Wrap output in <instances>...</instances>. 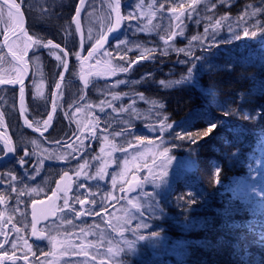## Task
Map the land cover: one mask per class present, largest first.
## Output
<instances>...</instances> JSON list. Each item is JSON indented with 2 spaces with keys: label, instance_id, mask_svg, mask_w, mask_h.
I'll return each mask as SVG.
<instances>
[{
  "label": "trees",
  "instance_id": "16d2710c",
  "mask_svg": "<svg viewBox=\"0 0 264 264\" xmlns=\"http://www.w3.org/2000/svg\"><path fill=\"white\" fill-rule=\"evenodd\" d=\"M17 2L22 4L29 34L65 45L64 27L74 17L78 0ZM131 2L121 0L124 15ZM193 12L184 19V40H174V48H195L203 40L209 47L195 48L189 56L171 50L163 56L161 35L140 34L139 44L157 49L156 57L142 58L130 72L118 75L129 80L146 78V85L130 88L157 101L159 117L182 128L180 139L175 130V136L171 134L179 144L175 154L190 157L194 165L159 201L160 215L152 221L153 232L159 230L155 235L163 236L167 247L165 253L158 251L162 256L148 253L151 260L146 264H264V192L260 197L237 199L223 189L235 176L251 179L264 189V169L252 179L255 161L264 160V0H201ZM214 16L221 26L211 30ZM207 28L210 31L205 32ZM71 30L73 36L67 38L66 47L70 64L76 63L72 53L79 49L74 24ZM231 37L237 40L228 41ZM90 46L84 47V53ZM41 55L43 79L54 87L60 69L46 50L41 49ZM137 58L136 52L129 53L128 60ZM114 62L124 63L115 58ZM10 64L7 57L0 62V75L9 73ZM171 78L184 83L161 88L159 82ZM0 92H11L15 97L11 89ZM29 99L25 94L27 108ZM13 105L2 111L17 113ZM65 106L61 109L70 110L73 103ZM28 113L44 110L28 108ZM209 128L214 130L204 135ZM49 251L45 246L40 257ZM118 257L144 264L123 253Z\"/></svg>",
  "mask_w": 264,
  "mask_h": 264
},
{
  "label": "snow or ice",
  "instance_id": "6c2138e0",
  "mask_svg": "<svg viewBox=\"0 0 264 264\" xmlns=\"http://www.w3.org/2000/svg\"><path fill=\"white\" fill-rule=\"evenodd\" d=\"M201 0H190V3L185 4L183 2L176 4L175 6L168 9L171 13V19L175 21V24L170 25L168 29V38L162 37L164 39L165 48L163 55H167L169 51V39L175 38L177 36H183L185 25L184 18L185 16L190 18L193 15V9L197 8V5ZM145 0H140L139 4L136 5V8L140 11L141 15H144L142 9ZM106 6L107 11L104 12L103 9ZM22 4L17 2V0H3V3L0 4V22H3L5 14L9 21L12 22L11 26H5V32L0 33L3 35L4 44L0 45V48L7 47V55L11 56V71L7 75H0V85H12L18 86L19 91V115L23 117V124L27 128L31 129L33 132H38L40 137H44V134L52 128V122L54 119V114L58 108H61L62 105L59 103V100L63 96L62 83L65 81V74L71 71L73 76H78L79 80L82 83V87L79 89L81 95L79 99L83 101L85 99V90L93 83L92 77L97 78H107L110 76H116L120 73H128L131 70V67L137 61H130L127 58L126 53L131 52L134 48L141 49L143 46L140 44H135L133 47L128 46L126 40H119L115 44V52L109 50L105 47L109 43V36L115 33L121 27V22L126 19L136 18L134 13L129 12L127 16L122 15L121 13V0H101V11L98 14L96 10L95 0H78V5L75 7V15L71 21L64 27V36H65V45L62 46L60 43H55L52 39H45L40 35H31L29 34L24 27V13L21 11ZM148 8H156V0H153L151 4L148 5ZM165 10V4L160 3L159 7L155 11L149 12V18L147 25L143 27H138V31L145 32L156 29L159 26L153 24V18L156 17L157 11L163 13ZM45 12L48 9H44ZM86 12V16L89 19L100 16V26L99 29L93 34V28L89 27L87 31V36L85 37L82 30V13ZM75 25V33L79 34V48L80 51L73 52L72 55L75 57V61L78 62L74 64L72 68L69 67V51L66 50L67 47V38L73 36L72 25ZM151 26V29L148 26ZM221 26L220 21H217L211 30L214 28H219ZM210 31V28L205 29V32ZM248 35V33H245ZM113 39H118L113 36ZM206 39V37H205ZM85 40L91 42L90 50L87 51L86 56L82 55L84 51ZM193 41H196V37L192 38ZM41 49L47 51V55L56 61L55 67L60 69L56 75H58V82L54 83V88L56 91L51 94V112L47 115L46 119H34L30 121L28 119V108L25 105V91L26 85L25 81L29 75V65H33L34 75L38 74L41 77V82L37 83L36 80H33L32 86L35 88L34 96L36 98L45 97L43 88V71H42V55ZM152 49H143L141 51V57L148 59L149 52H152ZM178 52H183L182 49H176ZM29 52L32 53V56L29 57ZM119 59L124 63L115 64L113 59ZM6 56L0 57V62H4ZM77 67L79 71H77ZM126 83L124 79L116 80L115 83L111 85L112 88H115L121 84ZM112 100L121 99V94L113 92ZM124 96H127L128 93H123ZM140 101H146L143 94H139ZM2 98H0V103H2ZM151 105L155 106L157 102L155 100L146 101ZM136 103L135 100L125 108L123 105L120 107V112H131V114L136 115L137 110L133 107ZM162 106V105H161ZM15 106L13 105V108ZM87 108H91V104L86 105ZM100 111L103 112L105 107L112 108L113 112H116L117 109L113 107L111 102L101 101L97 106ZM76 112L82 111L80 107L75 108ZM65 118L72 121L74 119L73 115H70L68 111L64 112ZM77 124V129L73 133V138L67 140H56L55 144L63 145L64 147L57 154L55 149H43V156L36 151V148L33 147L32 151L29 152L25 148V142L21 141L19 146L23 149V154L18 157L15 155L16 147L13 145L12 137L8 135V126L5 124V112L0 110V161L5 160L9 155L15 156V163L19 165L21 169L24 170V175L28 179L34 180L36 176H39L41 170L44 166L45 160H78L84 152V142L85 139H95L97 138L96 129L99 128L100 120L99 118L94 117L91 123L87 126V134L85 135V126L81 125L79 120L75 121ZM159 128L154 126H149V131L161 132L163 133L164 128L167 126L163 120H158ZM132 127L131 123L126 122V127L122 128L120 131L115 132V136H126L130 134V128ZM214 129L209 128L204 133V135L210 134ZM78 141V142H77ZM27 143L32 145H37V140L32 139ZM104 146L101 147V153L105 152V147L109 149L108 155H111V152L118 151L121 149L117 148V145L114 143H109L108 136H103ZM122 148V146H121ZM66 149V150H65ZM160 159L163 161L167 157V152L162 150L157 153ZM35 157V164L32 165L34 171L29 172L28 168L25 166L29 164L27 157ZM155 163V161H153ZM88 166V161L78 165L75 169V177L77 179L83 178L84 180H104L107 175L106 168L107 165L104 164L101 167L97 168L94 175H89L86 171ZM127 171V162L126 168ZM149 171L151 174V168L149 166ZM5 173H0V184H4L5 181L2 178ZM9 181V189L11 193H16L15 204L16 208H8V202L10 196L6 192H0V205H4L5 208L3 211H0V250L3 251V254L0 255V264H18L22 259L23 264H60V258L63 256H73V255H83L87 256L86 251L87 246L85 245H76L72 242L71 236H65L63 239H58L59 235V226L63 224L72 225L73 219H65L64 215H58V213L67 212L73 213L74 219H79L80 217L87 215H96L92 208H85L84 206L89 202L91 204H96V200L91 199L95 196V192H89L87 196L81 198L79 191L76 195L70 196L69 193L72 191V185L75 183L73 178L69 176L68 171H64L61 177L60 182L56 184L55 190L51 192V196L47 198V201L44 199H34L32 202V211H31V223L30 225L26 222L22 223V227H17V222H14L13 215L19 208V205L23 203L22 197L25 195L40 197L41 193L45 191L42 187H31L25 185L22 188H17L16 183L18 177L14 174L12 170L7 171L6 173ZM122 175V174H121ZM163 175V173L161 174ZM133 182L129 185V189L139 183L135 177L132 178ZM117 183L116 176L112 178L113 187ZM77 189H86V185L77 184ZM121 191H126L123 187ZM111 196V193L108 194ZM114 198V197H113ZM58 200H62V204H57ZM104 197H101V203H103ZM133 208L138 209V203L129 201ZM79 204L80 209L77 210L75 205ZM7 214V215H6ZM26 215V213H22ZM49 217H55L47 225L38 228L37 225L41 220H48ZM120 224L118 230L123 234V230L126 229V226L131 223V220L134 217L130 216L127 212L124 213L123 217L117 218ZM59 221V225L57 224ZM30 226L31 236L36 240L47 239L48 243L51 245V251L45 252L43 258L30 259L29 257H36L37 253L33 250V245L25 239L22 233L26 232ZM142 225L137 224L134 229H127L132 231V234L135 235ZM56 232L57 235H53V232ZM81 233L85 236L92 234L90 230H85L84 228L80 229ZM14 234V236H10ZM47 234V235H46ZM141 239L143 237H140ZM124 244L126 248L131 249L132 242L125 240ZM8 245L9 247H6ZM20 250L18 253L17 250ZM125 247H117L115 251L109 248V252L114 256H119L123 253ZM53 257L52 261L48 260V257ZM64 264H88L87 260L84 261H73L66 260Z\"/></svg>",
  "mask_w": 264,
  "mask_h": 264
},
{
  "label": "rangeland",
  "instance_id": "374dc122",
  "mask_svg": "<svg viewBox=\"0 0 264 264\" xmlns=\"http://www.w3.org/2000/svg\"><path fill=\"white\" fill-rule=\"evenodd\" d=\"M140 0H133L131 2L130 7L126 9L125 16L129 12L134 13V19H126L123 23L124 27L122 33L118 37V39L112 44L109 50L115 52V44L119 42V40H126L128 42L129 47H133L135 44H139V40L137 35H151V34H158L164 38H168V29L170 25L175 24V21L171 19V13L168 11L169 8L179 4L181 2L188 4L190 0H156V8L149 9L148 5L153 2V0H145L143 5V13L144 15L140 14L141 10L136 8V5L139 4ZM160 3L165 4V10L163 13L157 11L156 17L153 18V24L158 25L159 27L156 29H152L151 31L140 32L138 31V27H143L147 25V21L149 18V12L155 11ZM96 10L99 14L101 11V0H95ZM104 12L107 11L106 6L103 9ZM187 16H185L186 18ZM191 17V16H190ZM184 18V19H185ZM217 22L216 17L214 16V20L212 21V25H215ZM12 22L8 20L7 15L5 14L3 22H0V33L5 32V26H11ZM100 26V16L97 15L96 17L89 19L86 16V12L82 13V30L84 32L85 37L87 36V31L89 27L93 28V34L99 29ZM151 29V26H148ZM186 28L184 30L183 36H177L175 38L169 39V50L174 51L178 54H184L189 56L192 52L197 49H201L204 47H209L205 45V41L198 42L197 45L194 47L188 45L180 47L183 52L176 51L174 48V40H184L185 38ZM3 35L0 34V45L1 39ZM78 40L80 41V36L77 34ZM228 41H236V37H231L227 39ZM91 42L85 40L84 47ZM213 44V41L210 42ZM164 48L159 49L160 54L163 53ZM143 49H152L154 51L149 52V58L153 59L156 57V50L155 48H146L142 47L141 49H137L133 47L131 51L136 52L139 55L136 61L143 60L141 57V51ZM1 51V48H0ZM80 51V48L78 49ZM127 52V58L129 53ZM169 52V51H168ZM31 52L29 53V55ZM87 53H82V55L86 56ZM163 55V54H162ZM167 56V55H163ZM51 58V57H50ZM52 59V58H51ZM9 60V59H8ZM54 60V59H52ZM10 61V60H9ZM55 61V60H54ZM56 62V61H55ZM76 62V61H75ZM11 63V61H10ZM78 63V62H76ZM113 63L117 64L114 62ZM32 68L31 76H29L30 84L26 86L25 93H30V98L33 97L36 101H43L46 99L43 98H36L34 96L35 88L32 86L33 80L35 79L37 83L41 82V77L36 74L34 75L33 65L30 64ZM78 68V67H77ZM8 71H11V64L8 66ZM43 71V65H42ZM79 71V69H77ZM8 73V74H9ZM122 73L118 74L121 75ZM7 75V74H6ZM116 76H110L107 78H97L92 77L93 83L89 87H99L98 90H95L96 95H100L101 98L99 101H95L94 99L88 98V94L85 91V101H81L78 99L76 104H73V108H71V113H87V117L90 121L91 119L90 114L93 113V116L97 118L95 113H99V120L100 125L97 128V138L95 139H85L84 142V152L80 156L78 160H70L66 161L68 163V171L71 176L75 179V184H84L86 185V189H77L76 185L74 188L73 196L77 194L81 195V198L88 195L89 192H95L96 195L91 197V199L96 200V204H91L90 202L86 204L85 208H92L96 215H87L85 214L79 219L73 218V213L67 212L58 213V215H64L65 219H73V224H63L59 226V235L54 231L52 234L57 235L58 239H63L65 236H71L72 242L76 245H85L87 246L86 251L88 253L87 256L83 255H73V256H63L60 258V264H64L66 260H73V261H84L87 260L88 264H131L128 261H123L122 258L118 256H114L112 253L109 252V248L115 249L117 247L124 246L125 249L123 254L127 255L130 259H135L140 261L144 264L150 262V256L148 253L153 254L155 257L162 253H165L167 243H165L163 236L155 235L156 232H153V220L159 217L160 215V207L159 201L160 199L169 191L172 184L184 174L189 173L193 169V160L188 156H180L176 155L175 153L179 150L177 149L179 144L172 139L173 130L177 136H180V132L182 128L176 127L175 124H167L162 118L159 117L158 113L156 112V107L159 106L157 103L155 106L147 103L146 101H151L152 99L146 98V101L139 100V94L142 93H135L132 91L130 87L133 86H141L146 85L145 79L141 78L139 80H129L126 78H118ZM71 78H77V85L76 89L82 87V83L79 80L78 76H73L71 73L69 74ZM124 79L126 83L121 84L115 88H112L111 85L115 83L116 80ZM191 79V77H190ZM42 82L44 85L43 91L46 97L47 93V85L42 78ZM144 82V83H143ZM28 83V81H27ZM26 83V84H27ZM182 79L176 80L171 78L168 82H159L161 88L163 89H170L176 88L178 86L183 85ZM25 84V85H26ZM29 89V90H28ZM115 92L117 94H121V99L119 100H112V93ZM123 93H128L127 96H124ZM81 94H79L80 96ZM87 95V96H86ZM79 98V97H78ZM108 101L111 102L113 107L117 109L116 112L112 111V108L105 107L104 111L101 112L99 107H97L101 101ZM135 100L136 103L133 107L137 110V114L133 115L131 112H120L119 109L123 105L125 108L128 107L132 101ZM62 100L59 101L60 104ZM81 101V102H80ZM97 102V103H95ZM99 102V103H98ZM157 102V101H156ZM7 103V101H6ZM5 103V104H6ZM75 103V101H74ZM3 104V103H2ZM0 104V110H3L5 106ZM91 104L93 106L92 109L87 108L86 105ZM2 105V106H1ZM12 106V105H11ZM7 107L10 108L8 105ZM48 110L49 106H47ZM80 107L82 111L76 112L75 108ZM12 109V107H11ZM61 108H58L56 113L61 111ZM19 109L16 108V112L18 113ZM62 113V112H61ZM90 113V114H88ZM95 114V115H94ZM92 115V114H91ZM158 120H163L166 123V127L161 132H153L149 131V126H154L159 128ZM126 122L131 123L132 127L130 128V134L126 136H115L114 133L120 131L122 128L126 127ZM90 123H88L89 125ZM75 128V127H74ZM77 128V126H76ZM87 127L85 129V135L87 134ZM76 131V129H75ZM172 134V135H171ZM108 136L109 143H114L117 145L118 151L111 152V155H108L109 149L105 147V152L101 153L100 149L104 146L103 143V136ZM175 136V135H173ZM73 137V136H72ZM71 137V138H72ZM35 138L29 139L32 140ZM37 140V145L33 147L37 148L36 151L43 156V147L40 144L39 139ZM67 140V139H66ZM78 142V141H77ZM122 146V148H121ZM62 148H55L57 154H59ZM66 150V149H65ZM166 151L167 157L162 161L160 157L157 155L160 151ZM88 161V166L86 171L89 175H94L97 168L101 167L102 165L106 164V172L107 175L105 176L104 180H84L82 177L77 179L75 177V169L78 167L79 164ZM58 161V160H55ZM155 161V163L153 162ZM127 162V171H125ZM149 166L151 168V174L149 171ZM264 169V160H256L255 166L253 168V176L252 179L258 178V174L262 172ZM163 173V175H161ZM122 174V175H121ZM116 176L117 183L115 187L112 184V178ZM264 176V174H263ZM135 177L139 183L137 184V189L135 192H131L129 189V183L132 178ZM41 187V186H40ZM121 187L126 189V191H121ZM224 191L231 193V195L237 199H249L251 197H260L262 196L264 189L261 185H258L255 182H252L251 179H243L241 177H231L230 180L223 186ZM111 193V196L108 194ZM196 198V194H193ZM101 197H104L103 203H101ZM114 197V198H113ZM133 201L138 203V209L132 207L129 201ZM76 209L79 210L77 204L75 205ZM127 212L130 216L134 217L131 220V223L126 226V229L123 230V234L121 231L118 230L120 227L118 217H123L124 213ZM59 225V221H57ZM142 225V227L138 230V232L133 235L132 231L127 229H134L136 225ZM70 226V227H69ZM66 227V228H65ZM84 228L85 230H90L92 234L85 236L81 233L80 229ZM69 229V231L67 230ZM71 229V230H70ZM155 231V230H154ZM66 233V234H65ZM25 239L29 242V234H30V227L24 233H22ZM47 235V234H46ZM14 236V234H12ZM140 237H143L142 239ZM128 240L132 242L131 249L126 248L124 241ZM30 243V242H29ZM32 244V243H31ZM33 250L37 253V256L33 259H38L40 257L41 250H45V246H48V249H51V245L48 243L47 239L39 240L38 244H32ZM6 247H9L6 245ZM20 253V250H17ZM31 258V256L29 257ZM49 261L53 260V257L48 258ZM18 264H23V260L21 259Z\"/></svg>",
  "mask_w": 264,
  "mask_h": 264
},
{
  "label": "flooded vegetation",
  "instance_id": "af4514ba",
  "mask_svg": "<svg viewBox=\"0 0 264 264\" xmlns=\"http://www.w3.org/2000/svg\"><path fill=\"white\" fill-rule=\"evenodd\" d=\"M74 64H77V63L69 64L70 69L72 68V66ZM43 69H44V67H43ZM31 73H32V68L30 66V76H31ZM70 73H71V71L69 73H67V76H69ZM43 74H44V72H43ZM44 82L47 85L46 98H47V95H50V100L48 102H47V100H43V101L39 102V101H36V99L34 97L32 99L31 98L29 99V101L27 103V104H29L28 108H32L35 110L39 109V111L42 109L44 110V113H28V119L30 121H32L34 119H46L47 115L51 112V94H52V92H54L56 90L54 87H50V85H49L50 81L49 80L46 81L44 79ZM77 82H78L77 78H71V77L67 78L66 77L65 81L62 83L63 96L60 100H62L61 102H62L63 107H66L65 105L67 102L73 103V104L78 103L76 101L79 99L78 97H79V94H81V93H80V91H78L76 89V85L78 84ZM29 84H30V81L28 79V83L26 84V86H29ZM95 88L96 89H94L93 87H89L88 89H86L85 91H87L86 93L88 94V96L87 95L86 96L90 99H94L95 101H99L101 96L95 94V90H98L99 87L97 86ZM5 89H9V88H5ZM11 90L15 91V97H14L13 93L11 94V92H0L1 93L0 98H2V101H3L2 102L3 104L2 103H0V104L5 106L4 108H9V107H7L8 105L11 108V105H13V98L15 99V106L17 108V99H18L19 92H18V90H15V89H11ZM0 91H1V89H0ZM28 94L31 96L30 93H28ZM67 98H69V99H67ZM6 101H7V103H6ZM74 101H75V103H74ZM84 101H85V99H84ZM95 103H97V102H95ZM47 106H49L50 110L47 109L48 108ZM92 108H93V106L90 109H92ZM65 111H68L70 113V115L74 116V119L72 121L65 118V116H64ZM78 114L75 112L71 113V110H68L66 108L55 113L54 119L52 122V128H50L48 130V132H46L44 134V137L42 138V137H40L38 132H33L31 129L24 126L23 117H21L19 115V113H5V124L8 126V135L12 137L13 145L16 147L15 155L18 157L19 155L23 154V149L19 146V143L21 141L25 142L26 150H28L29 152L32 151V149H33L32 144L27 143L29 141V139H31V138L39 139L40 144H42L43 147L48 148L50 150L55 149V148H63L64 147L63 145L55 144V141L56 140L70 139L73 136L75 129H77L76 128L77 124L75 122L76 120H79L81 125L85 126V129L88 126V123H91V121L87 117V113H82L80 115H78ZM88 114H90V113H88ZM91 114H90V117H91V119H93L94 118L93 113H91ZM95 114H96L97 118L100 116L99 113H95ZM96 131H97V129H96ZM50 134H52V135L49 137ZM0 147H2V145H0ZM37 152H38V150H37ZM26 159L29 160V164L26 165L25 167L28 168V171L31 173L34 171L32 165L35 164V157L30 156V157H27ZM15 160H16V157L11 156L10 158H8L5 161L0 163V173H5V175L2 177L5 181V183L0 184V192H6L9 194V196H10V199L8 202V208L9 209L16 208L17 206L15 204L16 193H11L9 186H8L9 181H8V177L6 175L7 171L12 170L14 172V174L18 177V181L16 183L17 188H22L25 185H28L31 187H37V186L40 187L41 186L42 188L45 189V191L43 193H41L40 197L25 195L24 197L21 198L23 203L21 205H19L18 210L12 215H13L14 222H17V227H22V223H24V222L28 223L29 225L31 223V207H32L33 200L34 199H44L45 200L51 196V192L53 190H55L56 184L59 180H61L63 172L68 171V163L66 161H62V160H58V161L45 160L44 166H43V169L41 170L40 175L36 176V178L34 180H32V179H28L24 175V170L21 169L17 163H15ZM68 173H69V171H68ZM69 176H71V175L69 174ZM71 177L73 178V181H75L74 177L73 176H71ZM75 185L76 184L73 183L72 191L69 193L70 196H73ZM62 203H63L62 200L57 201V204H62ZM77 207L80 209L79 204H77ZM4 208H5L4 205H0V211H3ZM22 213H26V215H22ZM54 219H55V217L53 219L47 220L44 223L39 224L37 227L38 228L43 227V226L47 225L48 223H50ZM67 230L69 231V229H67ZM30 233H31V229H30ZM10 236H12V234H10ZM0 239H2V238H0ZM29 242L32 244H38L39 240H36L34 237L31 236V234H29ZM2 254H3V251L0 250V255H2Z\"/></svg>",
  "mask_w": 264,
  "mask_h": 264
},
{
  "label": "water",
  "instance_id": "95a60500",
  "mask_svg": "<svg viewBox=\"0 0 264 264\" xmlns=\"http://www.w3.org/2000/svg\"><path fill=\"white\" fill-rule=\"evenodd\" d=\"M3 3V0H0V4H2ZM78 5V4H77ZM21 11L23 12V9L21 8ZM24 13V12H23ZM121 13H122V15H123V12H122V6H121ZM123 23H124V21H122L121 22V27H120V29H118L115 33H113V34H111L110 36H109V43L107 44V45H105V47L106 48H108L115 40L113 39V36H115V37H117L118 38V36L122 33V30H123ZM24 27H25V30L27 31V24H26V18H25V15H24ZM4 44V39H3V37H2V39H1V45H3ZM2 49V51L5 53V55L7 56V58L11 61V56L10 55H7V53H8V48L7 47H3V48H1ZM30 53V52H29ZM29 75H30V69H29ZM29 75H28V78H29ZM65 76H66V74H65ZM28 78L26 79V81H25V83L27 82V80H28ZM0 88H11V89H17L18 90V86H12V85H0ZM17 104H18V106H19V96H18V100H17ZM11 157V155H9V156H7L6 158H5V160L6 159H8V158H10ZM5 160H3V161H5ZM3 161H0V163L1 162H3ZM58 182H60V180L58 181ZM57 182V183H58ZM132 182L133 181H131L130 183H129V185L130 184H132ZM138 184V183H137ZM137 184H135L133 187H132V189L130 190L131 192H135L136 191V189H137ZM45 201H47V199H45ZM31 211H32V207H31ZM54 217H49V219L48 220H50V219H53ZM47 220H41L40 221V223L39 224H41V223H44V222H46ZM38 224V225H39ZM37 225V226H38Z\"/></svg>",
  "mask_w": 264,
  "mask_h": 264
}]
</instances>
